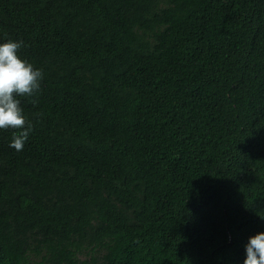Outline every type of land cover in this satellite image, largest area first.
<instances>
[{"label":"trees","instance_id":"1","mask_svg":"<svg viewBox=\"0 0 264 264\" xmlns=\"http://www.w3.org/2000/svg\"><path fill=\"white\" fill-rule=\"evenodd\" d=\"M43 72L0 130V264H243L264 231V0H0Z\"/></svg>","mask_w":264,"mask_h":264},{"label":"clouds","instance_id":"2","mask_svg":"<svg viewBox=\"0 0 264 264\" xmlns=\"http://www.w3.org/2000/svg\"><path fill=\"white\" fill-rule=\"evenodd\" d=\"M21 47L22 42L16 40L0 42V130H18L9 144L17 151L22 150L32 131L17 97L37 95L43 80L42 70L19 55ZM243 264H264V231L249 237Z\"/></svg>","mask_w":264,"mask_h":264}]
</instances>
